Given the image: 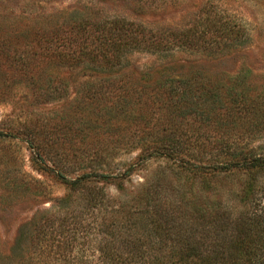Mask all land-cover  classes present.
Returning <instances> with one entry per match:
<instances>
[{
  "label": "trees",
  "instance_id": "obj_1",
  "mask_svg": "<svg viewBox=\"0 0 264 264\" xmlns=\"http://www.w3.org/2000/svg\"><path fill=\"white\" fill-rule=\"evenodd\" d=\"M199 19L157 34L83 11L24 26L0 15V103L19 87L25 100L54 104L68 97L72 79L84 78L74 90L81 94L74 101L79 147H56L37 129L26 136L24 125L16 133L0 131V140L24 142L31 167L66 188L52 210L80 207L98 230L95 251L103 264H264V73L246 66L229 75L167 73L177 53L220 61L252 44L231 16L211 12ZM136 53L170 62L154 75L132 66ZM121 152L137 154L123 172H102L111 171L107 160ZM160 159L175 174L198 180L199 189L167 195L156 180L129 199L110 196L109 186L121 192L140 167ZM46 215L24 225L0 260L41 258Z\"/></svg>",
  "mask_w": 264,
  "mask_h": 264
},
{
  "label": "rangeland",
  "instance_id": "obj_2",
  "mask_svg": "<svg viewBox=\"0 0 264 264\" xmlns=\"http://www.w3.org/2000/svg\"><path fill=\"white\" fill-rule=\"evenodd\" d=\"M71 11H83L94 19L118 17L141 24L157 34L188 28L211 12L228 15L241 22L253 39L250 47L236 55L215 61L197 53H177L167 67L164 63L170 61L165 62L147 53H136L131 57L132 66L139 71L150 70L154 75L162 66L167 67L169 74L202 70L229 75L243 66L264 73V0H0V15L14 17L22 26L37 22L44 25L45 19L67 15ZM83 81L81 77L72 79L68 97L49 105L25 100L26 92L18 87L12 98L0 103V131L16 133L24 125V128L27 126L23 130L26 136L32 137V129H37L45 141H55L56 147H79L80 139L76 138L78 114L74 101L80 99L81 94L76 95L74 90H80ZM136 154L121 152L112 156L107 160L111 162L110 172L104 170L108 167L100 166L102 163L98 165L104 173L119 174L135 160ZM29 157L27 145L19 139L0 140V253L9 252L24 225L37 222L48 213L44 217L51 220L44 228L48 234L46 243L43 250L39 249L41 258L32 264H103L95 251L99 243L98 230L91 226L86 215L78 213L80 207H73L69 214L52 210L56 200L63 198L67 190L52 177L35 171ZM77 175L74 173L68 177ZM156 180L163 181L167 195H176L174 193L181 189L195 193L194 190L200 187L198 180L175 174L170 164L160 159L150 160L140 167L121 192L111 185L108 193L113 198L121 193L122 198L129 199L143 185ZM190 184L193 186L191 189L188 188ZM58 244L63 248H56ZM0 264L5 262L0 260Z\"/></svg>",
  "mask_w": 264,
  "mask_h": 264
}]
</instances>
